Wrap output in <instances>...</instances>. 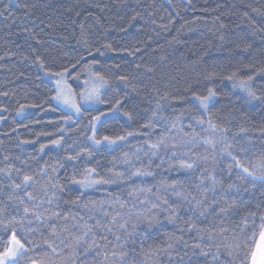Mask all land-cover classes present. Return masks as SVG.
Masks as SVG:
<instances>
[{"label":"trees","instance_id":"16d2710c","mask_svg":"<svg viewBox=\"0 0 264 264\" xmlns=\"http://www.w3.org/2000/svg\"><path fill=\"white\" fill-rule=\"evenodd\" d=\"M170 1L172 11L163 0H0V11L4 12L0 15V93H9L8 96L0 95V104L8 108L0 127V167L4 166L2 158L7 155L10 157L7 163L30 173L44 160L51 163L65 154L64 149H60L59 156L56 151L37 153L40 143H47L49 138H37L35 134L54 132L60 124L49 122L59 121L67 111L62 108L57 112L47 110V103L42 105L44 110L30 108L20 118L15 111L19 103L41 104L52 95L49 90L53 84L43 76L39 63L35 62L37 55H42L53 71L78 65L75 71L70 70L68 78L76 92L78 85L73 81L90 60L96 62L94 70L109 80L102 94L105 104L98 108L107 110L115 99H121V111H128L133 117L131 121L120 118L118 122L112 117L106 118L108 131L102 130L99 135L137 129L149 119L156 123V128L140 129L141 133L148 132V137L142 134L130 137L116 151L96 152L88 166L96 167L101 175L114 164L116 171L125 169L126 165L113 159L122 153H136L147 165L145 139L155 142L182 112L185 115L179 126L166 134L177 140L185 132L191 135L195 130L197 134L192 143L175 149L186 153L182 158L196 162L192 170L177 172L175 168L170 169L169 165L175 163L171 159L173 149L161 148L158 155L152 157L150 170L153 177L133 178L128 183L88 192L82 203L107 200L111 193L127 206L121 209L119 203H106L103 209L110 213L108 217L102 211H90L91 205L89 209L73 208L72 211L85 217L90 225L99 222L102 226L108 225L112 231L100 233L94 228L98 235L107 236V240L100 241L99 252L96 249L84 252L83 247L75 252L63 250L58 256L49 252L51 264H72L73 260L76 264H181V257L183 264L250 262L262 230L264 180L239 179L242 168L234 166L232 157L250 171H256L257 175L264 171V100L249 103L227 77L234 71L238 72V78L252 76V89L257 94L264 92V72L258 71L264 68V0H188V6L182 0ZM136 13L139 16L132 20ZM82 34L86 43L81 42ZM105 45H111V48ZM210 73L215 75L210 77ZM122 75L128 76L127 82L118 79ZM208 88L216 95L205 114L193 100V93L206 95ZM165 92L169 93V98L160 102L162 110H158V117L153 118L156 101ZM51 103L55 105L54 101ZM88 118L89 113L85 112L76 123L66 125L70 134L66 146L78 140L80 147H88L79 132H72L78 126L84 131L83 125ZM194 118H202L205 124L197 125ZM209 120L226 131L223 134L219 130L213 131L207 123ZM17 125L21 127L12 133L10 130ZM21 139H37L38 142L19 145ZM205 139L214 143L205 144ZM141 147L143 150L137 151ZM225 148L232 156L224 151ZM71 151L74 154L79 147L73 145ZM17 156L19 160L15 159ZM33 156L36 160L31 159ZM21 160H27L28 166L22 165ZM133 160L135 167L141 166L134 156ZM71 172V167L66 164L55 174L66 185L64 199L79 195L78 187L68 183ZM213 178L218 182L215 191L202 193V188H211ZM174 180L182 181L175 190L163 186L171 185ZM229 185L235 187L229 189ZM136 186H150L151 191L146 195L129 196ZM9 191L5 189L0 194V206L7 203ZM174 191L181 195H175ZM221 196L224 197L222 200ZM145 199L155 203L167 199L176 208L177 219L170 222L167 219L169 212L163 211V205L149 218L137 217L138 211L150 206L140 203ZM196 200H203L205 204L217 200L219 204L201 215L199 208L193 211ZM219 207H227L229 211L220 215ZM11 211L15 212V209ZM116 213H120L117 223L109 224L111 215ZM125 222L127 232L119 227ZM189 223L204 229V234L188 230ZM72 231L78 234L75 228ZM208 234L212 235L211 241ZM44 235L47 236L46 231ZM116 236L121 237L119 242ZM176 236L182 239L173 243L170 251L165 250L151 258L143 254L156 246L165 247L168 238ZM36 240L39 243V233ZM197 242L201 248L193 249L192 244ZM117 243L123 245L126 257L106 260L104 250L112 251V246ZM47 251L41 248L40 254ZM202 251L215 253L216 261L213 262L211 255L204 256Z\"/></svg>","mask_w":264,"mask_h":264},{"label":"snow or ice","instance_id":"6c2138e0","mask_svg":"<svg viewBox=\"0 0 264 264\" xmlns=\"http://www.w3.org/2000/svg\"><path fill=\"white\" fill-rule=\"evenodd\" d=\"M6 11V9L4 10ZM254 11H257L254 9ZM4 12L0 11V15H3ZM139 16V13H136L132 16V20H135ZM81 42L86 43L84 40L83 34L81 36ZM106 48H111V45H105ZM99 51V49H96ZM139 51V49H137ZM39 63L40 67L44 70L45 75H47L53 82V88L49 91L52 95L46 98L41 104L36 103H19V107L15 109L17 115H21L28 108H41L42 105L47 103L48 109L53 112L59 111L60 107H67L70 109V112L61 116L59 121H50V124H60V127L56 128L54 132H37L35 135L39 137H48L47 143H40L39 148L36 150L39 154H46L48 151H56L57 156H59L60 149H64L65 154L59 156L58 159L53 162L44 160L43 164L37 167L34 171L26 172L24 168L14 167L12 164L7 163L10 159L9 156H3L2 160L4 166L0 167V194H2L5 189H10L7 194V203L0 206V264H51L50 259L48 258V253L50 252L54 256H58L61 251L66 249H71L75 252L78 248L83 247L84 252H89L90 249H96L98 252L100 249V241L107 240L106 235H98L94 230L99 229L100 233L105 231L111 232L112 229L108 225H101L99 222L95 226L90 225L85 217L80 216L78 212H73V208H82L89 209L91 205L92 208L89 209L92 212L102 211L105 217H108L110 213L103 209V206L106 203L115 205L119 203L121 209L125 208L127 205L120 202L119 197L113 198L111 193H108L107 200H88L87 202L82 203L84 198L87 196L89 190L99 191L102 186L105 185H114V184H123L128 183L133 180V178H143V177H153L154 173L150 170L153 163L152 157L158 155V150L161 148L164 149H173L171 152V159L175 161L174 164L169 165V168H175L177 172L181 171H190L195 167V161L189 162L188 159L182 158L186 156V153H179L175 149L180 147H185L189 143L193 142V137L197 134L195 130L191 135L187 132L183 134L178 140L166 133H171L172 129H175L179 126L181 117L185 113H180L177 115L170 123V126L166 129V132H162L155 142L151 139H145L144 144H147V151L145 156L148 157V164L144 165L142 158L136 153L129 155L128 153H122L119 158L114 157L113 159L116 163L122 162L126 165L123 171H116L115 164L112 168H109L103 175H101L96 167L88 166L91 160L94 158V154L99 151H116L119 147L126 144L130 137H137L139 135H144L145 137L149 136L148 132L141 133L140 129H152L156 128V123L152 119H149L146 123L140 125L139 128L133 130L121 129L118 133L114 132L113 134L99 135L103 130L105 132L108 129L105 127L109 123L106 119L107 117H112L113 120L119 121L120 118H126V121H131L133 119L132 114L128 111H121L123 108V103L121 99H115L114 103H111L110 106H107L106 111H101L95 105L100 104L104 105L105 101L102 98V89L106 88L109 85V80L101 73L93 70V64L96 62L93 61L92 64L86 65L83 71H86L89 75L91 85L85 91L79 93V99L83 102L77 103L74 94L72 93L71 87L67 82L68 76L71 74V71H75L78 65H71L70 67H63L62 70L53 71L45 63V60L42 55L36 56V61ZM248 67H251L249 65ZM71 70V71H70ZM259 72H264V68L258 69ZM215 75L210 73L209 76ZM78 79V77H76ZM121 82H127L128 76L122 75L118 78ZM227 79L233 80L236 82V86L243 89L247 92L248 97L252 100H264V92L257 94L251 86L250 82L253 80L252 76L246 78H238V72H232ZM86 84L89 81L85 82ZM0 95L8 96V92L0 93ZM216 95V92L212 88L207 89L206 95H199L193 93V97L199 101L201 107L207 110L208 103L212 97ZM169 98V93L165 92L164 95L160 96L156 101V109L152 110V117H158V110H162L161 101H167ZM54 101L55 105L51 102ZM151 103V101H150ZM84 104L89 105L85 108ZM8 108L0 104V113L7 112ZM85 112L89 113V118L87 123L83 125L84 131L79 130V126L75 129H72V132H79V137L84 138L88 143V147H80L78 140H73L72 145L66 146V140L70 135L68 129L64 126L69 125L70 123H76L77 118L82 117ZM92 112L97 113L96 115H91ZM6 117L0 115V121L4 120ZM162 118V117H160ZM165 123L168 124L166 118ZM195 119V118H194ZM33 123H38V121H33ZM197 125H204L205 121L201 119H195ZM209 127L213 130H219L222 134L226 129L218 128L216 124H213L211 120L207 121ZM21 125H17L15 128H12L10 131L15 133ZM23 127H28V125H23ZM181 131H183L181 129ZM91 133L90 135L88 133ZM5 136L8 133H4ZM55 137V138H53ZM37 139H21L19 145H32L37 143ZM205 144H213L212 140L205 139L203 141ZM18 145V146H19ZM75 145L79 147V151H76L74 154L71 149ZM143 150L138 149L137 151ZM229 156H232V153L224 149ZM135 161L141 162L140 167H135ZM43 157L41 156V159ZM235 161L236 168H242V174L238 177L239 179H247L251 177L253 180H264V171H261L257 175L256 171H250L248 167H245L239 160H236L235 157H232ZM15 159L19 160L20 157L17 156ZM32 160H36V157L33 156ZM20 163L24 166H28L27 160H21ZM66 164L71 167L72 172L68 179V183L78 186L79 195H75L70 199H64L65 187L66 185L62 184L60 178L55 174L60 170L66 167ZM83 164V167L81 165ZM159 167V165H157ZM15 174V177L14 175ZM247 174V175H244ZM19 180V182H17ZM203 183V179H201ZM217 183L214 178L211 185V188H202V193H207L209 191H215ZM182 184L180 180L172 181L171 185H163L165 188H171L175 190ZM37 185L40 187L38 188ZM235 185H229L228 188L231 189ZM151 191V187H139L136 186L132 191L129 192V196L137 197V194H147ZM43 193L40 195V193ZM174 194L180 196V192L174 191ZM224 197L221 196L222 200ZM161 199V198H157ZM187 199V197H185ZM142 205L150 204L149 207L143 208L142 211L137 212V217L149 218L151 215L155 214L156 210H160L162 205L163 211L169 212L167 219L170 222H174L177 219L176 208L169 204L167 199H162V203L151 202L148 199L140 201ZM191 203V201H189ZM100 207H95L96 205ZM219 202L213 200L211 204H205L203 200H196L193 205V211L197 208L200 209V214L204 215L207 210H211L213 206H218ZM47 205V207L45 206ZM15 209V212L11 209ZM68 210L65 211L64 209ZM229 211L227 207H219L220 215H224ZM120 213L116 215H111L109 224H116L117 217ZM254 215V214H253ZM90 218V217H89ZM247 219V218H245ZM262 223L261 228L264 230V216L260 217ZM83 221V222H81ZM35 225V226H34ZM120 229L127 232L126 222L119 224ZM135 227V225L133 226ZM73 228H75L78 234L73 233ZM188 230L196 231L198 235L204 234V229L198 228L196 225L189 223ZM47 232V236L44 235V232ZM40 234L39 243H37L36 235ZM264 235V231L261 233ZM131 235V233H129ZM208 240H212V235L208 234ZM121 239L120 236H116V241L119 242ZM182 239L180 236L169 237L165 242V247L156 246L155 248L149 249L143 254L151 258L159 253H163L165 250H171L173 243L178 242ZM193 249L201 248L199 242L192 244ZM211 247V244L208 245ZM45 248L48 251L40 254V249ZM219 249V246H217ZM204 256H212L213 262L216 261L217 256L215 253L204 252ZM231 255V253H229ZM127 253L123 251V245L117 243L112 246V251L104 250L105 259L111 258L115 261L117 258L123 260L126 257ZM255 253H253V264H257L255 259ZM181 264H183V257L180 258ZM72 264H76V261L73 260ZM260 264H264V257L261 258Z\"/></svg>","mask_w":264,"mask_h":264},{"label":"rangeland","instance_id":"374dc122","mask_svg":"<svg viewBox=\"0 0 264 264\" xmlns=\"http://www.w3.org/2000/svg\"><path fill=\"white\" fill-rule=\"evenodd\" d=\"M98 53L96 52L95 53V55H97ZM93 61L94 60H90V62H88L86 65H89V64H92L93 63ZM94 67H95V64H93V70H94ZM95 71V70H94ZM41 72H42V74H43V76L47 79V80H49L53 85H54V82L47 76V75H45V73H44V70L41 68ZM68 78H69V76H68ZM68 78H67V82H68V84L70 85V87H71V90H72V93L74 94V98H75V100H76V102L77 103H83L80 99H79V93H81L82 91H85L87 88H89L90 87V85H91V82H90V78H89V75H88V73L86 72V71H82L81 73H80V76L78 77V79L77 78H75V81H73L74 82V84H77L78 85V87H77V92H76V90H75V88L72 86V84H70V82H69V80H68ZM86 81H89V83H85ZM232 86H233V88L235 89V90H237V91H239L240 93H242L246 98H247V100L249 101V103H251V104H254V103H256V100H252V99H250L249 97H248V94H247V92H245L243 89H241L240 87H238V86H236V82L235 81H233L232 82ZM250 86H251V88H252V83L250 82ZM102 91V94H103V92L105 91V88L104 89H102L101 90ZM215 98V96L214 97H212L211 99H210V101H209V103H211L212 101H213V99ZM193 100L196 102V103H198L199 104V101L198 100H196L194 97H193ZM55 103V102H54ZM208 103V104H209ZM101 105L100 104H97V105H95V107H100ZM199 106H200V104H199ZM84 107L85 108H87V107H89V105H87V104H84ZM201 107V106H200ZM60 108H62L63 110H65V111H67V112H70V109L69 108H67V107H60ZM30 108H28V109H26L25 110V112L23 113V114H21V115H17V117H22L28 110H29ZM201 109L203 110V112L206 114L207 113V110H205L203 107H201ZM104 111H106V110H104ZM4 114V112L3 113H0V115H3ZM17 114V113H16ZM107 118H109V117H107ZM1 124H2V121H0V127H1ZM64 127H66V125L64 126ZM91 134V133H90ZM108 185H105V186H102L101 188H104V187H107ZM78 187V186H77ZM92 190H89V192H91ZM93 192H96V191H93ZM262 231H264V230H261L260 231V234H259V236H258V239H259V237L260 236H262ZM263 238H264V236H263ZM258 239H257V241H258ZM257 241H256V243H257ZM255 247H256V244H255ZM255 247H254V250H255ZM254 252V251H253Z\"/></svg>","mask_w":264,"mask_h":264},{"label":"water","instance_id":"95a60500","mask_svg":"<svg viewBox=\"0 0 264 264\" xmlns=\"http://www.w3.org/2000/svg\"><path fill=\"white\" fill-rule=\"evenodd\" d=\"M165 2V4L170 8V10L172 11L173 8H172V4H171V1L170 0H163ZM185 4H187V6L189 5V2L188 0H182ZM264 235L260 236L257 243H256V247H255V250L253 253H255V259H256V262L257 264H260V261H261V258L264 257V253H262L264 250V245H262V242H264V238H263ZM262 253V254H261ZM249 264H253V254L251 256V259H250V262Z\"/></svg>","mask_w":264,"mask_h":264},{"label":"flooded vegetation","instance_id":"af4514ba","mask_svg":"<svg viewBox=\"0 0 264 264\" xmlns=\"http://www.w3.org/2000/svg\"><path fill=\"white\" fill-rule=\"evenodd\" d=\"M262 245H264V242H262ZM263 250H264V248H263ZM262 253H264V251H263ZM262 253H261V254H262Z\"/></svg>","mask_w":264,"mask_h":264}]
</instances>
